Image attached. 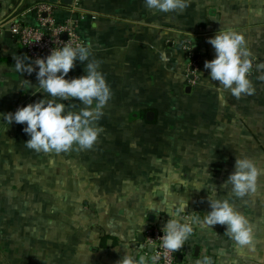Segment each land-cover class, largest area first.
Segmentation results:
<instances>
[{"label": "crops", "instance_id": "crops-1", "mask_svg": "<svg viewBox=\"0 0 264 264\" xmlns=\"http://www.w3.org/2000/svg\"><path fill=\"white\" fill-rule=\"evenodd\" d=\"M39 3L53 5L56 21H73L111 86L91 149L36 152L25 147L24 125L3 118L46 95L35 72L15 71L13 57L25 54L7 30L14 18L36 23L23 14ZM73 3L0 0V264H116L123 244L150 264L144 232L163 228L170 210L149 207L183 199L182 215L202 219L208 196L228 198L247 216L252 245H236L223 225L194 224L178 264L203 256L212 264H264V174L242 199L224 184L236 156L264 169V0H189L168 13L144 0ZM220 28L245 37L251 95L237 99L208 78L204 62L215 51L207 41ZM81 74L77 62L68 76Z\"/></svg>", "mask_w": 264, "mask_h": 264}, {"label": "clouds", "instance_id": "clouds-1", "mask_svg": "<svg viewBox=\"0 0 264 264\" xmlns=\"http://www.w3.org/2000/svg\"><path fill=\"white\" fill-rule=\"evenodd\" d=\"M188 3L189 0H144L147 9L163 13L183 10ZM207 42L215 51L214 57L204 62V68L210 70L209 80L217 82L224 91L237 99L242 95L253 94L254 88L249 79L252 61L244 35L231 28H220ZM91 55L90 44L69 42L52 48L47 56L34 60L27 55L13 57L15 71L29 75L35 72L38 88L46 94L39 100L17 107L14 112L3 113L8 124L15 122L24 125L23 131L29 137L24 141L26 148L59 154L72 150L74 146L79 150L91 149L97 141L102 131L97 122L113 93L100 70V62L90 59ZM160 60L167 62L165 52L160 53ZM77 62L83 65V74L69 77L70 70L75 68ZM219 99L223 102V94ZM63 101L70 103L65 104ZM261 174H264V169L258 167L253 159L236 156L234 170L224 184H230L232 193L242 199L256 191ZM201 187L203 185L195 188ZM161 190L164 194V190ZM208 201L210 210L202 219L182 215L187 205L183 199L167 204L163 210L149 207L158 213L170 210V218L162 228L163 249L169 252L180 250L193 233L194 224L209 227L223 225L224 233L236 245H252L253 229L247 216L228 198L208 196ZM123 246L124 255L116 264H148L147 258L131 250L130 244ZM194 264H212V260L203 256L196 259Z\"/></svg>", "mask_w": 264, "mask_h": 264}, {"label": "built area", "instance_id": "built-area-1", "mask_svg": "<svg viewBox=\"0 0 264 264\" xmlns=\"http://www.w3.org/2000/svg\"><path fill=\"white\" fill-rule=\"evenodd\" d=\"M78 0L71 4L75 9ZM51 3L33 4L28 7L23 15L36 18V23H28L21 19H10L7 30L16 38V41L24 48V54L34 60L43 57L45 52L63 43H82L72 20L66 19L58 22L51 14ZM30 62V61H28ZM162 228L149 226L143 236L144 245L150 247L148 259L150 264H178L184 263L185 245L176 252H169L161 246ZM177 258L179 260L177 261Z\"/></svg>", "mask_w": 264, "mask_h": 264}, {"label": "water", "instance_id": "water-1", "mask_svg": "<svg viewBox=\"0 0 264 264\" xmlns=\"http://www.w3.org/2000/svg\"><path fill=\"white\" fill-rule=\"evenodd\" d=\"M23 51H24V48H23ZM48 54H49L48 52H45V53L43 54V57L47 56ZM151 113H152V112H150L149 115H151ZM149 249H150V247H149ZM178 260H179V258H177V261H178Z\"/></svg>", "mask_w": 264, "mask_h": 264}]
</instances>
